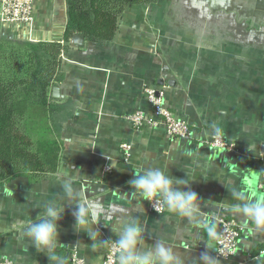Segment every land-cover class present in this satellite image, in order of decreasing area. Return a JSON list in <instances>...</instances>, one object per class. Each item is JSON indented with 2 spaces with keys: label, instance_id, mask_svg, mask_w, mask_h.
I'll return each instance as SVG.
<instances>
[{
  "label": "crops",
  "instance_id": "crops-1",
  "mask_svg": "<svg viewBox=\"0 0 264 264\" xmlns=\"http://www.w3.org/2000/svg\"><path fill=\"white\" fill-rule=\"evenodd\" d=\"M237 2L130 5L112 41L96 44L84 38L75 45L71 38L61 55L59 81L48 96L51 129L60 143L59 166L46 178L23 174L0 186V256L14 264H56L49 258L55 254L70 264L76 251L86 264H102L106 240L117 239L113 226L135 219L145 248L163 243L180 264H202L205 251L216 264H264V230L234 209L241 201L233 193L252 200L264 197L258 187L264 171V33L252 40L247 27L236 25V17L248 13L230 8ZM66 22V0H35L32 24L0 23V37L62 42ZM145 87L156 89L165 106L188 123L191 139L172 140L163 128L132 129L126 117L146 108ZM213 123L236 146L234 153L208 146ZM122 142L131 145L127 163L119 154ZM147 168L187 180L180 187L197 195L194 219L149 211L148 202L129 184ZM64 181L78 193L71 200L65 198ZM50 201L65 210L57 221L55 252L41 253L25 231L43 218ZM77 205L90 206L97 215L95 239L75 230ZM221 218L242 229L230 259L216 256V238L207 248L209 229L217 237Z\"/></svg>",
  "mask_w": 264,
  "mask_h": 264
},
{
  "label": "trees",
  "instance_id": "trees-1",
  "mask_svg": "<svg viewBox=\"0 0 264 264\" xmlns=\"http://www.w3.org/2000/svg\"><path fill=\"white\" fill-rule=\"evenodd\" d=\"M157 2L66 0L62 42L30 43L0 37V186L23 174L46 178L58 169L60 143L51 129L48 96L59 81L61 55L72 36L81 34L96 44L110 42L130 5ZM230 8L248 12L236 17V25L247 27L251 37L254 35L252 40L264 33V0H239Z\"/></svg>",
  "mask_w": 264,
  "mask_h": 264
},
{
  "label": "clouds",
  "instance_id": "clouds-1",
  "mask_svg": "<svg viewBox=\"0 0 264 264\" xmlns=\"http://www.w3.org/2000/svg\"><path fill=\"white\" fill-rule=\"evenodd\" d=\"M209 135L219 141L225 137V131L218 123H213ZM186 183L187 180L175 179L158 168H147L136 173L135 178L129 181L135 194L143 201L155 202L156 206L153 209L156 213L167 212L192 220L198 211L196 203L198 198L194 192L185 191L180 187ZM62 188L68 200L78 195L70 182H62ZM233 195L241 201L234 205L235 211L249 218L257 230H264V197L252 200L237 193ZM64 210V207L58 206L55 201H50L45 205L43 218L26 229L25 235L38 252H55L58 246L57 221ZM73 216L76 231H85L90 239L98 236L93 225H97L99 219L90 206L77 205ZM113 231L117 235V239L112 241L111 245L115 253V264H180L173 250L163 243H157L150 249L145 248L144 233L138 220L120 222L113 226ZM214 238L216 234L209 229L207 248L213 246L211 241ZM49 258L56 264H66V260L55 254L50 255ZM0 259L6 261L8 257L4 256ZM200 260L202 264H216L215 258L207 251L200 255Z\"/></svg>",
  "mask_w": 264,
  "mask_h": 264
},
{
  "label": "built area",
  "instance_id": "built-area-1",
  "mask_svg": "<svg viewBox=\"0 0 264 264\" xmlns=\"http://www.w3.org/2000/svg\"><path fill=\"white\" fill-rule=\"evenodd\" d=\"M34 1L35 0H0V23L3 26L29 27L34 19ZM144 97L145 109H136L129 114L126 119L132 129L153 130L163 128L166 135L172 140L183 141L193 137V131L186 121L177 117L171 109L165 106L161 94L152 87H145L142 91ZM208 146L214 149L234 153L236 146L222 138L217 140L211 137L207 141ZM119 154L121 160L127 163L131 157V145L127 142L119 144ZM105 172L109 173L110 168L105 167ZM258 187L264 192V171L261 172ZM155 202H148V209L155 215ZM242 234V229L232 219L221 218L217 221L216 256L221 259L232 258L237 251L238 240ZM114 239H108L105 242L102 253V264H115V253L111 247ZM2 257V256H0ZM0 264H14L10 258L8 260L0 259ZM70 264H86L76 251L70 254Z\"/></svg>",
  "mask_w": 264,
  "mask_h": 264
},
{
  "label": "water",
  "instance_id": "water-1",
  "mask_svg": "<svg viewBox=\"0 0 264 264\" xmlns=\"http://www.w3.org/2000/svg\"><path fill=\"white\" fill-rule=\"evenodd\" d=\"M72 41L75 45H82L83 41H84V37L81 35V34H75L73 37H72ZM58 89H53V93H58L57 92ZM54 95V94H53ZM215 247H216V244L214 243ZM216 252V251H215Z\"/></svg>",
  "mask_w": 264,
  "mask_h": 264
},
{
  "label": "rangeland",
  "instance_id": "rangeland-1",
  "mask_svg": "<svg viewBox=\"0 0 264 264\" xmlns=\"http://www.w3.org/2000/svg\"><path fill=\"white\" fill-rule=\"evenodd\" d=\"M254 35H252V37H253ZM18 41V40H17ZM24 42H27V41H24Z\"/></svg>",
  "mask_w": 264,
  "mask_h": 264
}]
</instances>
